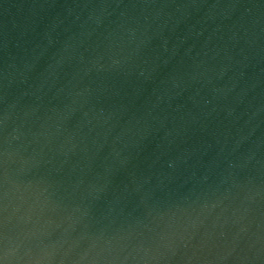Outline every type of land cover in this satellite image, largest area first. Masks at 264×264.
I'll use <instances>...</instances> for the list:
<instances>
[{
    "label": "water",
    "instance_id": "1",
    "mask_svg": "<svg viewBox=\"0 0 264 264\" xmlns=\"http://www.w3.org/2000/svg\"><path fill=\"white\" fill-rule=\"evenodd\" d=\"M0 264H264V0H0Z\"/></svg>",
    "mask_w": 264,
    "mask_h": 264
}]
</instances>
